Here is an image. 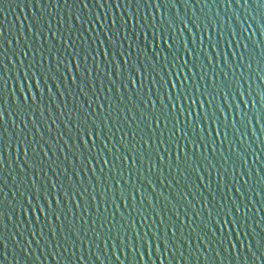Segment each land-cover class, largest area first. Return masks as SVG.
Returning <instances> with one entry per match:
<instances>
[{"label": "water", "instance_id": "water-1", "mask_svg": "<svg viewBox=\"0 0 264 264\" xmlns=\"http://www.w3.org/2000/svg\"><path fill=\"white\" fill-rule=\"evenodd\" d=\"M0 264H264V0H0Z\"/></svg>", "mask_w": 264, "mask_h": 264}]
</instances>
